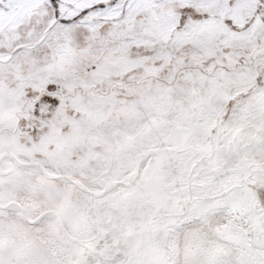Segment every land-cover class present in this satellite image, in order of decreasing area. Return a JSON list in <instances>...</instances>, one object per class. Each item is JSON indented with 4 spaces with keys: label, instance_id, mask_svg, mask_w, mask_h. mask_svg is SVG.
Wrapping results in <instances>:
<instances>
[{
    "label": "snow or ice",
    "instance_id": "6c2138e0",
    "mask_svg": "<svg viewBox=\"0 0 264 264\" xmlns=\"http://www.w3.org/2000/svg\"><path fill=\"white\" fill-rule=\"evenodd\" d=\"M0 264H264V0H0Z\"/></svg>",
    "mask_w": 264,
    "mask_h": 264
}]
</instances>
